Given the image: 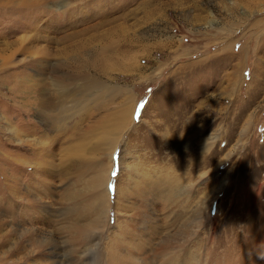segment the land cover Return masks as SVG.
Masks as SVG:
<instances>
[{
    "label": "rangeland",
    "instance_id": "rangeland-1",
    "mask_svg": "<svg viewBox=\"0 0 264 264\" xmlns=\"http://www.w3.org/2000/svg\"><path fill=\"white\" fill-rule=\"evenodd\" d=\"M89 55L102 58L104 73L91 74L98 85H74L64 120L37 112V101L55 98L51 80L75 77ZM125 111L133 125L120 117ZM147 143L158 152L148 166L140 159ZM181 152L191 162L203 154L189 194ZM134 167L148 174L143 190L115 204L116 186L130 190ZM108 173V217L84 248L91 220L83 209H98L90 186ZM186 193L194 209L202 197V224L187 242L194 255L201 241L202 264H264V0H0V264H19L9 224L37 218L53 239H67L61 228H71L87 264L127 219L151 226L153 254L179 257L183 247L162 251ZM47 208L53 217L40 212ZM48 247L24 264L50 263Z\"/></svg>",
    "mask_w": 264,
    "mask_h": 264
},
{
    "label": "bare ground",
    "instance_id": "bare-ground-1",
    "mask_svg": "<svg viewBox=\"0 0 264 264\" xmlns=\"http://www.w3.org/2000/svg\"><path fill=\"white\" fill-rule=\"evenodd\" d=\"M85 60H86L85 65L83 67L79 66L80 68L76 71V73H78V74L75 75V77H70L69 71H68L67 73H65V77H63V75H62L61 77H57L58 78L57 81L51 80L52 81V88H53L52 91H54V97L55 98L53 100L50 98L53 96L48 97L50 99H47V98L40 99L39 98L40 100L37 101V108H36L37 112H39L41 110H43L44 112L45 111L46 112L47 111H52V112L57 111L58 112L57 121H58V119H59V121L62 119L64 120V118L67 115L66 114L67 110L70 109V106L73 108V106H74L73 103H75L74 98H75L76 93L74 94V92H75L74 85L75 86L79 85L80 88H81V85H83V87H82L83 90H84V87L86 85H89V87L98 85L97 79L93 78L91 74L94 72V73H98L100 76V75H102V73H104L100 69L102 66V63H101L102 58H98V57H94L93 55H89L87 58H85ZM78 64L79 63H76V67L78 66ZM43 66H44V64H40L38 66L39 71L43 70V72L37 73L36 77H38L39 75H43L44 69H45V68H43ZM70 66L75 67V66H73V64ZM73 73H75V71L71 69L70 74H73ZM76 78L80 79V81H79L80 84L79 83L78 84H69L70 81H71L70 83H74L73 81ZM42 79H44V78H42ZM79 79H77V81ZM46 80H48V78L44 79V81H46ZM68 85L69 86L71 85V89H72V91H70V94H71L70 98L71 99L67 98L68 97L67 96V93H68L67 88H69ZM34 86L37 87L38 85H34ZM38 92H40V91H38ZM48 100L50 102H48ZM64 113H65V115H64ZM120 117H123L124 120L127 121V124L130 125V122L132 125L134 124L132 121V111L131 112L125 111L124 113H122V115ZM124 127H125V125H123V128ZM200 134L201 133L198 132L195 134V136L198 137ZM11 135L15 139H17V137H18L16 132H12ZM171 135L167 134V137L171 136ZM181 136L183 137L182 138L183 145H186L185 143L188 142L187 141L188 138L183 134ZM171 138H172V136H171ZM113 140L114 139H112V141ZM19 141L20 140L18 139V143H19ZM117 141L115 142V145L113 146L111 152H113L115 150ZM200 142H198L197 144H199ZM39 144H41V143H39ZM186 156H187V153L181 152L180 163L182 166V177L187 182L185 184L184 188L185 189L188 188L187 193L189 194V191H191L192 185H193L192 181L194 180V182H196V180H200V178L203 175V172H202L203 154L201 152L199 154H197L196 157L193 158L192 162L190 161V158L188 160L186 158ZM109 170H110V166H109ZM137 171H138V168H136V167H134L132 170V172H134V173L136 172L135 173L136 179H135L134 183H132V184L130 183L131 184V187L129 186L130 190H127V189L120 190L119 185L116 186L115 204L120 199V198L118 199L119 195L125 200L126 198L128 199V196L131 195L132 191L137 192L138 189L143 190V187L145 184L144 179L146 177H148V174L147 173L146 174L141 173L139 175V173H137ZM108 180H109V173L107 174V179L105 178L103 181V178H100V179L92 182L91 186H90V190L88 189L90 191V195L92 196L91 202L97 203L96 208H98V209H93V210L89 211V213L85 209H83L84 214L87 215L86 220L88 217H90V220H91L88 222L86 221L87 224L85 225V228H86L87 232H86V237L84 238V239H86V241H84L82 243V245L84 244V248L92 243L91 240L92 241L94 240V237L100 232L99 230L103 227L104 217H106V219L108 217V207L110 204V203L108 204V193H107ZM166 181H168V179L166 177H163V183ZM99 183L101 184V186ZM197 183L200 186V183L199 182H197ZM187 184H188V186H187ZM10 187L14 189L13 192L16 195V187H12L11 185H10ZM97 189H99V190H97ZM196 189L194 192L199 193L200 191H199L198 186ZM95 191L97 192L96 196H94ZM141 192H143V191H141ZM185 192H186V190H185ZM187 193L184 195V198H183L184 203L182 202L178 206L175 204L176 211L171 212V214H174V216L171 218V222L169 223V227L166 226L167 230H166V234L164 235L167 239L164 242L165 246H164L162 253L165 252L167 254L168 252H170V250H173L176 248L180 249L181 247H183L184 250H182V251H184V253H182L179 257H176V255H174L173 252L169 256H167L165 259H161L163 257H161L160 255L157 256L155 254V252L153 254L152 248H151V246H153L152 237H151L152 240L150 239L149 242H147L145 239L146 238L145 235L150 236V234L152 232L151 226L149 225L148 228H146V227H143V225H141L140 229H138V227L132 226V224L130 223V220L127 219L124 222V224L121 223L120 225H117V227H116L117 230L115 232H111L112 236L110 237L108 244L105 242L103 244L104 247L100 246L97 253H96V251H94L95 253H93L92 256L96 255V257H94L95 260L93 262H95V264H139V261H141V264H202V258H203L202 253L199 252L200 247H201V241L195 242L194 248H195V250H197L196 251L197 253L194 251V255L192 254V251L189 250L190 247L187 245V242H189L190 239L198 233V230H200V227L202 224L201 223L202 222V216H203L202 197L198 198L196 200V202L198 203V207L194 209L191 207V202L190 203L188 202ZM164 194H168V193H164ZM65 195L73 196L75 194L72 191H69ZM74 199H75V196L70 201H72ZM180 201H182V200H180ZM26 203L29 204V202H27V201H26ZM72 203H75V202H71V204ZM175 203H177V201H175ZM76 207H78L77 204H75L73 207L68 206L67 209H72V208L76 209ZM30 211H33V210H30ZM34 211H35V209H34ZM40 212L43 213V215H46L47 217H49L50 214H51V216L53 215L52 214L53 211L50 212V210L48 208L41 210ZM91 212L94 213V216L96 218L93 216V214ZM90 213H91V215H90ZM189 213H190V216L188 215ZM23 216H24V214H23ZM17 218H18V216H17ZM35 218H37V217H35ZM64 220L66 221V218H64ZM28 222L29 221H25L24 223H21L22 225L18 224L17 221L12 222V224H9L8 236H9L10 243L13 244L12 249L10 250L11 256L15 258L17 263L24 264L26 261L30 260V257H33L32 255H34V256L38 255V252L36 251L38 248H40L42 245H47V246H49L48 249L50 250L48 253L49 258H50V263L44 262V263H39V264H87L81 260L82 259L81 257L79 258L75 254L76 251L73 249V246L71 245L75 239L71 240L68 237L69 231L71 230V228H69L68 226L66 228H61L63 230V234L64 233L67 234V239L64 240V237H63L62 239L60 238V240H57L58 238L53 239V237H55V235L52 237V235L50 234L51 235V237H50V236L46 235V233H44V230L42 228H45L44 226L46 223H43L42 218L31 219V222H33L32 225ZM45 222H46V220H45ZM168 222H169V219L167 220V223ZM159 239L160 238H158V240ZM68 240L71 241L69 243L70 248L66 245V244H68ZM150 242H152V245L150 244ZM28 247H31L33 254L25 252V251H27ZM102 249H104L105 254H102V252H100V250H102ZM87 250H89V248ZM90 252L92 253V251H90ZM19 255H21V258H19L20 257ZM19 260H21V262Z\"/></svg>",
    "mask_w": 264,
    "mask_h": 264
},
{
    "label": "crops",
    "instance_id": "crops-1",
    "mask_svg": "<svg viewBox=\"0 0 264 264\" xmlns=\"http://www.w3.org/2000/svg\"><path fill=\"white\" fill-rule=\"evenodd\" d=\"M157 144L147 143L144 151L140 155L141 161L146 164V166L153 164V160L157 161Z\"/></svg>",
    "mask_w": 264,
    "mask_h": 264
}]
</instances>
